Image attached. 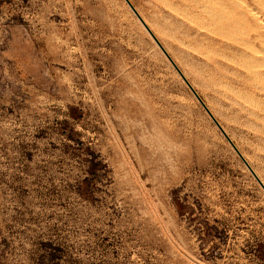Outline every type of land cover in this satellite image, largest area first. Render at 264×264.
<instances>
[{
	"label": "rangeland",
	"instance_id": "obj_1",
	"mask_svg": "<svg viewBox=\"0 0 264 264\" xmlns=\"http://www.w3.org/2000/svg\"><path fill=\"white\" fill-rule=\"evenodd\" d=\"M129 1L264 184L198 50L264 104L231 82L253 63L207 16L196 50L191 16ZM143 27L124 0H0V264H264V191Z\"/></svg>",
	"mask_w": 264,
	"mask_h": 264
},
{
	"label": "bare ground",
	"instance_id": "obj_2",
	"mask_svg": "<svg viewBox=\"0 0 264 264\" xmlns=\"http://www.w3.org/2000/svg\"><path fill=\"white\" fill-rule=\"evenodd\" d=\"M174 3H179L180 5L184 6V10H182L180 7H174L169 3V0H164V4L166 6L171 7V10L175 12L178 15H182V18L184 17L183 14L185 13L189 17V22L194 26H190L189 30H186L185 32H182L183 35L186 38V43L189 44L190 47L195 48L200 44L198 37L207 35L204 31L209 32V25L206 23H198L194 17L199 16H207L208 20L213 24H220L223 27V31L220 33H217L215 36V39L212 41H215V43L219 44L220 46H223L224 48H227L228 50H235L237 53H240L242 55V59H244V62L248 63L251 62L254 65L253 70H248L247 64L243 67L246 68L248 73H240L238 76H234L231 78V82L237 85H241L246 89L247 91H251L254 94H256L259 97L264 98V0H173ZM154 2V1H153ZM253 2L256 3V6H253ZM155 3V2H154ZM157 3V2H156ZM175 4V5H176ZM178 4V6H179ZM163 7V6H161ZM164 8V7H163ZM157 9V8H155ZM154 9V10H155ZM158 10V9H157ZM169 10V8L167 9ZM129 11V10H128ZM170 11V10H169ZM170 11V12H172ZM166 13V12H165ZM172 14V13H171ZM141 16V15H140ZM171 16V15H170ZM179 17V16H178ZM144 18V17H143ZM181 18V16H180ZM203 18V17H202ZM173 19V16H172ZM171 19V20H172ZM177 19V18H176ZM187 19V18H186ZM204 19V18H203ZM165 20V19H164ZM166 21V20H165ZM164 21V22H165ZM167 21H170V17ZM179 21V20H177ZM177 21L175 23H177ZM200 21V20H199ZM204 21V20H203ZM140 22V21H139ZM144 22L147 24V22L144 20ZM180 22V21H179ZM185 22V21H184ZM187 20V23H189ZM201 22V21H200ZM154 23V22H153ZM172 23V22H171ZM170 23V24H171ZM189 23V25H190ZM168 24V22H167ZM181 24V23H180ZM166 25V24H165ZM169 25V24H168ZM167 25V27H168ZM175 25V24H174ZM158 26V25H157ZM160 26V25H159ZM171 26V25H170ZM169 26V27H170ZM183 26V25H182ZM214 26V25H213ZM161 27V26H160ZM175 27V26H174ZM185 27V25L183 26ZM142 28V27H141ZM144 28V27H143ZM212 28V27H211ZM215 28V27H214ZM241 28V29H240ZM164 29V28H162ZM172 29V26H171ZM179 29V28H178ZM183 29V28H182ZM218 29V27H217ZM167 30V29H166ZM214 30V29H213ZM216 30V29H215ZM211 31V30H210ZM153 32V31H152ZM156 32V31H155ZM181 32V31H180ZM212 32V31H211ZM210 32V33H211ZM215 32V31H213ZM154 33V32H153ZM164 33V31H163ZM156 34V33H155ZM154 34V35H155ZM212 34V33H211ZM165 35V34H163ZM177 35V34H176ZM215 35V34H212ZM202 38V37H201ZM200 38V39H201ZM183 39V38H182ZM206 39V38H205ZM204 39V40H205ZM209 39V38H207ZM206 39V40H207ZM198 40V41H197ZM183 41V40H181ZM210 41V40H209ZM184 42V41H183ZM211 42V41H210ZM185 43V42H184ZM208 43V40H207ZM163 44V43H162ZM166 45V44H164ZM184 45V44H183ZM210 45H213L212 43ZM215 45V44H214ZM172 46V45H171ZM174 47V46H173ZM180 47V46H179ZM182 47V46H181ZM167 48V47H166ZM170 48V47H169ZM183 48V47H182ZM185 48V47H184ZM186 48H189L188 46ZM220 47L218 46V49ZM221 48V49H224ZM220 49V51H222ZM188 50V49H187ZM191 50V49H190ZM217 50V49H215ZM214 50V51H215ZM226 50V49H225ZM224 50V51H225ZM182 51V50H181ZM192 51V50H191ZM180 52V51H179ZM194 52V51H193ZM196 52V51H195ZM194 52V53H195ZM198 52L201 54L200 56L205 57L207 63L209 66L213 67L214 73L218 80L216 84L224 89L220 90L223 96L233 103L237 108L238 111L241 113V117L245 119L246 123L252 125L255 129V134L258 136V138L264 141V104L261 102H256L255 99H245L240 95V91L235 92V96H231L227 93V88L229 87L230 82L228 83L223 81L221 78H226L228 75L227 71L224 69H221L219 66L221 63L217 61L215 58H212L211 55L206 54L204 52H201L198 50ZM222 53V52H221ZM227 54V52H223ZM177 54V53H176ZM181 54V53H180ZM185 54V53H184ZM197 54V53H196ZM223 54V55H225ZM231 54V53H230ZM181 57H185V55H179ZM227 56V55H226ZM239 56V55H238ZM187 57V56H186ZM185 57V58H186ZM189 57V56H188ZM233 57H235L233 55ZM232 58V57H231ZM188 59V58H187ZM186 59V60H187ZM221 59V58H220ZM229 59V58H228ZM174 60V59H173ZM181 60V59H180ZM250 60V61H249ZM189 61V60H188ZM191 61V59H190ZM224 61V59H223ZM195 62V61H194ZM227 62V61H225ZM176 63V62H175ZM184 63V62H183ZM192 63V61H191ZM178 64V63H177ZM199 64V63H198ZM194 65V64H193ZM197 66V65H196ZM181 69V65L179 66ZM201 68L203 66L200 65ZM205 71V68H203ZM207 69V67H206ZM186 70H188L186 68ZM243 70V69H242ZM184 71V70H181ZM208 71V70H207ZM206 71V72H207ZM230 72V71H229ZM235 72V71H234ZM186 73V72H185ZM193 73V71H192ZM209 73V72H208ZM238 74V72H236ZM235 73V74H236ZM184 77L185 74L183 73ZM189 75V74H188ZM195 75V74H194ZM212 75V76H213ZM197 76V75H196ZM209 76V75H208ZM188 77V76H187ZM190 77V75H189ZM198 77V76H197ZM199 78V77H198ZM192 80V78L190 77ZM189 79V80H190ZM202 79V78H201ZM215 79V77H214ZM262 82L263 84H259L257 82ZM199 83V82H198ZM203 83V82H202ZM231 83V85H232ZM200 85V84H199ZM202 85V84H201ZM210 85V84H209ZM204 86V85H202ZM207 86V84H206ZM205 86V87H206ZM209 88V86H208ZM211 89V88H209ZM215 89V88H214ZM243 89V90H244ZM212 90V89H211ZM216 90V89H215ZM196 91V90H195ZM218 91V90H217ZM244 92V91H243ZM219 93V92H218ZM250 93V92H249ZM248 93V94H249ZM250 95V94H249ZM252 96V95H251ZM254 96V95H253ZM217 97V96H215ZM223 97V98H224ZM201 98V97H200ZM221 98V97H220ZM222 98V99H223ZM242 101H239V99ZM253 98V97H252ZM220 100V99H218ZM226 100V101H227ZM261 100V99H260ZM216 101V100H215ZM221 104L223 100H220ZM264 101V100H263ZM206 103V102H205ZM220 103V102H219ZM207 105V104H205ZM209 105V104H208ZM226 105V104H225ZM233 105V107H234ZM230 106V105H229ZM232 107V106H231ZM211 108V107H210ZM230 108V107H229ZM214 109V108H212ZM220 111V110H219ZM223 111V110H222ZM234 111V109H233ZM213 112V111H212ZM218 112V111H216ZM231 112V111H230ZM238 112V113H239ZM237 113V112H236ZM213 114V113H212ZM224 114V113H223ZM234 114V112H232ZM226 115V112H225ZM217 120V119H216ZM220 122V121H219ZM222 126V125H221ZM223 127V126H222ZM224 128V127H223ZM246 129V128H243ZM248 130V129H247ZM246 130V131H247ZM245 131V132H246ZM251 131V130H250ZM249 132V130L247 131ZM249 136V135H248ZM252 136V135H251ZM254 137V136H253ZM252 137V138H253ZM230 138V137H229ZM249 138H251L249 136ZM251 138V139H252ZM257 138V137H256ZM233 139V138H231ZM253 140V139H252ZM259 141V142H260ZM254 142V140H253ZM257 143V142H255ZM262 144V143H261ZM260 144V145H261ZM259 146V145H258ZM237 147V146H236ZM238 149V148H237ZM240 151V150H239ZM244 157V156H243ZM248 159V158H247ZM246 160V159H245ZM249 161V160H248ZM247 161V162H248ZM256 171V170H255ZM257 174V173H256ZM258 176V175H257ZM259 177V176H258ZM260 179V177H259Z\"/></svg>",
	"mask_w": 264,
	"mask_h": 264
},
{
	"label": "water",
	"instance_id": "obj_3",
	"mask_svg": "<svg viewBox=\"0 0 264 264\" xmlns=\"http://www.w3.org/2000/svg\"><path fill=\"white\" fill-rule=\"evenodd\" d=\"M124 1L129 6V8L132 10V12L135 14V16L138 18V20L141 22V24L144 26V28L147 30V32L150 34V36L153 38V40L155 41V43L157 44V46L160 48V50L163 52V54L166 56V58L169 60V62L171 63V65L175 68V70L181 76V78L183 79V81L185 82V84L187 85V87L190 89V91L192 92V94L195 96V98L198 100V102L204 108V110L209 115V117L211 118V120L214 122V124L217 126V128L220 130V132L226 138V140L228 141V143L231 145V147L233 148V150L236 152V154L238 155V157L241 159V161L245 165V167L248 169V171L251 173V175L253 176V178L256 180V182L259 184V186L261 187V189L264 191V184H263V182L259 179V177L256 175V173L254 172V170L251 168V166L245 160V158L243 157V155L239 152V150L233 144V142L231 141V139L229 138V136L226 134V132L224 131V129L219 124V122L215 119V117L209 111V109L207 108V106L205 105V103L202 101V99L199 97V95L197 94V92L194 90V88L191 86V84L184 77V75L182 74V72L176 66V64L174 63V61L171 59V57L169 56V54L167 53V51L164 49V47L161 45V43L158 41V39L152 33V31L150 30V28L146 25V23L144 22V20L142 19V17L139 15V13L136 11V9L134 8V6L131 4V2L129 0H124Z\"/></svg>",
	"mask_w": 264,
	"mask_h": 264
}]
</instances>
